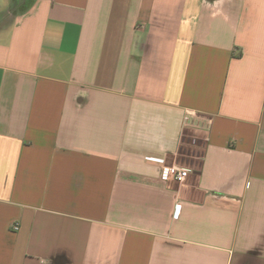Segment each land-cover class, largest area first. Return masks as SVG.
I'll return each instance as SVG.
<instances>
[{"label":"crops","instance_id":"0c3cea01","mask_svg":"<svg viewBox=\"0 0 264 264\" xmlns=\"http://www.w3.org/2000/svg\"><path fill=\"white\" fill-rule=\"evenodd\" d=\"M0 264H264V0H0Z\"/></svg>","mask_w":264,"mask_h":264},{"label":"built area","instance_id":"2783aa9c","mask_svg":"<svg viewBox=\"0 0 264 264\" xmlns=\"http://www.w3.org/2000/svg\"><path fill=\"white\" fill-rule=\"evenodd\" d=\"M151 161H155V160H151ZM159 164L162 165V169H161V178L164 181H174L177 183H183L185 182L190 174L191 171L183 166H180L178 164H174V165H168L166 164L165 161H157ZM15 230L19 229V226L16 224L14 226Z\"/></svg>","mask_w":264,"mask_h":264},{"label":"rangeland","instance_id":"374dc122","mask_svg":"<svg viewBox=\"0 0 264 264\" xmlns=\"http://www.w3.org/2000/svg\"><path fill=\"white\" fill-rule=\"evenodd\" d=\"M185 146L183 147L181 154L178 158V162L184 166H189L192 163L198 164L200 162V154L202 153V145L200 143H196L191 141L189 137L186 138Z\"/></svg>","mask_w":264,"mask_h":264}]
</instances>
